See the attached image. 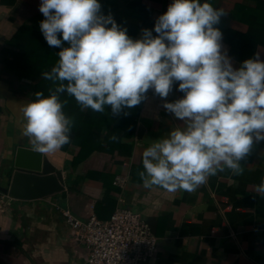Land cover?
Listing matches in <instances>:
<instances>
[{"label": "clouds", "instance_id": "obj_1", "mask_svg": "<svg viewBox=\"0 0 264 264\" xmlns=\"http://www.w3.org/2000/svg\"><path fill=\"white\" fill-rule=\"evenodd\" d=\"M39 11L47 45L61 50L41 73L52 83L48 95L36 91L22 109V135L35 151L51 154L71 142L75 118L64 112L65 94L81 111L103 114L111 106L115 116L141 104L152 89L184 127L143 151L138 176L144 188L191 193L225 169L243 175L241 162L254 142H264V60L256 53L234 67L217 27L227 14L223 8L173 0L154 29L135 40L111 13L103 14L98 0H41ZM176 82L184 95L168 102ZM255 193L264 198V177Z\"/></svg>", "mask_w": 264, "mask_h": 264}, {"label": "crops", "instance_id": "obj_2", "mask_svg": "<svg viewBox=\"0 0 264 264\" xmlns=\"http://www.w3.org/2000/svg\"><path fill=\"white\" fill-rule=\"evenodd\" d=\"M134 1L146 7L150 30L173 2ZM207 2L227 13L217 25L220 30L226 27L242 34L248 26L229 16L233 7L244 2L264 5V0ZM40 3L41 0H0V187L8 185L15 147L33 148L29 138L22 135L26 123L22 109L31 102V83L17 79L6 67L3 50L19 26L39 13L28 16V7H39ZM258 17H264V11ZM222 43L234 67L239 66L224 38ZM251 47L264 60V44ZM178 83L167 97L168 102L183 97L177 90ZM163 103L152 89L148 91L134 133L124 139L127 147L112 153L93 152L76 171L92 173L93 177L67 179L64 164L78 151L77 146L70 145L65 151L43 154L62 173V191L31 200L14 199L0 191V264H87L86 247L73 234L61 209L67 208L81 219L91 214L106 219L117 207L139 212L158 239L155 252L143 264H264V198L255 193L264 177V142H254L250 155L241 162L243 175L234 176L225 169L191 193L168 192L158 186L146 189L138 176L143 170V151L173 128L184 127L163 108ZM139 125L143 127L140 136ZM117 177L123 180L115 182Z\"/></svg>", "mask_w": 264, "mask_h": 264}, {"label": "trees", "instance_id": "obj_3", "mask_svg": "<svg viewBox=\"0 0 264 264\" xmlns=\"http://www.w3.org/2000/svg\"><path fill=\"white\" fill-rule=\"evenodd\" d=\"M98 2L102 5L103 14L111 13L116 23L126 28L127 34L134 40L140 37L143 29L150 30L151 19L145 14L146 7L140 1L128 0L126 3H121L120 0H98ZM262 9L264 5L261 4L253 6L245 2L236 4L229 16L244 21L248 26L247 31L242 34L226 27L221 30L224 41L230 45L229 53L238 60V63L253 57L252 45L264 44V17H258L264 11ZM43 19L42 13L39 12L22 23L17 33L7 41V46L3 50L6 55L4 60L6 67L17 79H25L32 84L31 101L35 99L36 91H42L46 96L48 95V89L52 87V83L43 79L41 73L51 70L57 63L59 59L57 53L61 50L47 45L39 29L40 21ZM67 46L65 42L64 47ZM61 99L68 100L64 108L66 115L75 118L71 142L61 149L65 151L70 145L78 147L76 154L64 164V170L68 172L67 179L91 178L92 173H77V169L79 170L84 160L93 152L112 153L127 147L124 139L132 137L143 101L138 106L132 109L125 108L120 115L114 116L111 106H106L105 113L102 114L91 109L81 111L75 99L68 97L67 94ZM113 135L117 137L116 140L111 139Z\"/></svg>", "mask_w": 264, "mask_h": 264}, {"label": "built area", "instance_id": "obj_4", "mask_svg": "<svg viewBox=\"0 0 264 264\" xmlns=\"http://www.w3.org/2000/svg\"><path fill=\"white\" fill-rule=\"evenodd\" d=\"M122 180L117 177L115 182ZM61 214L85 245L87 264H143L157 248L158 239L147 221L130 208L117 207L106 219L93 214L81 219L67 208Z\"/></svg>", "mask_w": 264, "mask_h": 264}, {"label": "water", "instance_id": "obj_5", "mask_svg": "<svg viewBox=\"0 0 264 264\" xmlns=\"http://www.w3.org/2000/svg\"><path fill=\"white\" fill-rule=\"evenodd\" d=\"M143 127L139 125L137 135ZM9 182L0 191L20 200L42 198L63 190L62 173L42 153L31 147L17 145L9 167Z\"/></svg>", "mask_w": 264, "mask_h": 264}, {"label": "rangeland", "instance_id": "obj_6", "mask_svg": "<svg viewBox=\"0 0 264 264\" xmlns=\"http://www.w3.org/2000/svg\"><path fill=\"white\" fill-rule=\"evenodd\" d=\"M18 8V7H17ZM36 11H39V7L37 6V7H32V6H29L28 7V16L30 15V14H32L33 12H36ZM40 12V11H39ZM34 16V15H33ZM32 17V16H31ZM32 85V84H31ZM31 85H30V95H31Z\"/></svg>", "mask_w": 264, "mask_h": 264}]
</instances>
